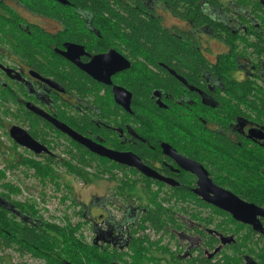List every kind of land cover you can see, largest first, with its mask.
<instances>
[{"label":"flooded vegetation","instance_id":"flooded-vegetation-1","mask_svg":"<svg viewBox=\"0 0 264 264\" xmlns=\"http://www.w3.org/2000/svg\"><path fill=\"white\" fill-rule=\"evenodd\" d=\"M66 1L0 0V125L8 133L11 121L29 133L34 127L48 140H52V125L62 141L69 142L65 136L72 139L33 106L98 144L140 159L147 172L72 139L128 167L129 172L109 167L105 174L129 176L128 192L138 187L148 197L160 193L157 200L131 202L118 193L117 181L109 179L114 182L111 196L93 195L80 202L82 219L93 224V242L99 237V245L127 251L125 258H129L132 226L153 216L149 212L155 209L168 223L159 231L147 223L140 235L150 236L143 242L144 264H264L260 256L264 233L202 195L203 190L212 199L216 194L217 189L205 186L208 178L233 192L223 182L234 167L240 171L251 167L264 174V161L259 166L264 160V3L200 0L198 9L207 20L193 25L178 17L167 0H140L144 19L156 21L185 50H195L203 62L196 75L179 70L178 60L170 65L144 48L133 55L131 49L138 45L113 17L106 13L109 20L94 8ZM68 14L76 16L72 25L76 40L67 35ZM170 18L181 24L168 25ZM67 43L83 46L70 49L76 61L59 52L67 51ZM112 51L118 55L93 64L95 56ZM74 74L77 82L72 84ZM151 76L153 85L149 82L150 89L143 91L129 82ZM118 90L124 91L117 98ZM154 115L161 121H157L160 129L152 127ZM68 117L75 119L73 125L66 121ZM195 127L203 129V138L191 136ZM85 170L99 175L98 167ZM190 192L194 196L183 199ZM111 205L119 209L118 217L109 210ZM258 218L264 226V218Z\"/></svg>","mask_w":264,"mask_h":264},{"label":"trees","instance_id":"trees-1","mask_svg":"<svg viewBox=\"0 0 264 264\" xmlns=\"http://www.w3.org/2000/svg\"><path fill=\"white\" fill-rule=\"evenodd\" d=\"M75 5H83L88 8H94L96 12L102 16H106L111 20L106 13L113 17L117 24L122 25V31H124L130 38V40L136 43L137 47H132L133 55L137 54L140 48L146 49L154 57H161L165 59L170 65L175 60H178L176 67L182 72H192L198 74L203 62L192 48L191 51L185 50L177 39L164 30L156 21L150 19H144L140 13L142 5L140 0H71ZM200 0H167L171 10L180 18L189 20L193 25H201L207 19L200 13L197 3ZM218 3L219 0H208ZM243 1V0H241ZM137 7H132V4ZM70 7V6H68ZM120 9V10H117ZM122 9V10H121ZM116 10V11H115ZM75 15H67V23L69 29L67 35L70 38L77 39L76 30L72 25L76 24L74 21ZM161 46V47H160ZM56 60H60V56L52 54ZM183 59V60H182ZM162 69L165 70L164 67ZM153 74L150 72V75ZM195 76V75H194ZM193 76V77H194ZM147 77L130 78L132 85L142 91L147 89L149 82H152ZM172 77L169 78V82L172 83ZM154 80V79H153ZM77 82L76 74L72 77L71 83ZM150 89V87H148ZM150 95L148 90L147 98ZM149 99V98H148ZM155 119L152 127L153 129H160L161 122L157 115L153 116ZM153 120V119H152ZM66 121L73 125L75 119L67 118ZM167 122V121H166ZM150 124V125H151ZM52 133L49 136L52 140H48V135L41 133L34 127L29 129L32 136L47 145L55 155L48 154H35L27 148H24L31 152L34 159L23 158L16 165L24 164L34 170L35 176L45 183L51 181L56 185L57 189H60L62 182L59 179L58 173L55 168H64L69 174H74L76 177L82 178L84 181H90L92 178L87 176L85 169L98 167L99 175H95L98 178L105 177L109 167L122 168L124 171L129 172V168L118 165L110 160L100 157L84 146L76 143L68 136L65 138L69 142L62 141L61 134L52 125H50ZM44 129V128H43ZM58 135H54L53 132ZM37 132V133H36ZM192 137L195 140L203 138L205 133L200 127L193 129ZM14 141V140H13ZM15 146H19L14 141ZM64 146L61 148V146ZM58 151V152H57ZM262 158L259 161V166L262 165ZM25 176H29L26 172ZM108 179L117 181L118 193L123 197L128 198L131 202H135V198L130 196H136L134 193H128L127 189L130 185V177H120L118 174H112L106 176ZM227 182V183H226ZM223 182L225 186L231 189L236 194L242 196L250 202H254L264 207V174L261 172L255 173L253 168L249 170L240 171L237 167H234L231 171H228L227 180ZM3 191L0 192V197L7 201V205H0V249L8 250L12 249L21 255L29 254L35 258L44 259L47 264H111L113 261H121L124 264H144L145 254L143 242L150 241L149 237L145 238L140 236L145 228L148 227L147 223L153 224L154 229L159 231L164 223H168L163 219L161 213L152 209L149 213L153 216L142 218L141 221L136 222L131 228L134 233L132 241V253L129 258H125L127 251H119L116 248L111 250L106 245L95 244L94 242H87L80 233V226L82 223H73L68 215H65V223L59 225L55 222L48 221L38 215V209L33 205H27L28 203H20L16 198L21 193V189L15 183H9L4 181L0 184ZM68 192V189L65 188ZM134 192V191H130ZM188 195L193 197L190 193H185L183 199H188ZM63 203L69 198L68 193L64 191ZM26 202V201H25ZM76 204L74 199H71V205ZM154 203V202H153ZM80 204V203H78ZM147 206V205H145ZM161 208L160 206H156ZM81 214V213H80ZM82 217V216H81ZM86 222H91L90 219H85ZM92 223V222H91ZM139 235V236H138ZM143 235V234H142ZM142 237V239H141ZM130 248V249H131ZM169 251V248H165ZM261 260L264 257V246L260 252ZM232 264V263H228Z\"/></svg>","mask_w":264,"mask_h":264},{"label":"rangeland","instance_id":"rangeland-1","mask_svg":"<svg viewBox=\"0 0 264 264\" xmlns=\"http://www.w3.org/2000/svg\"><path fill=\"white\" fill-rule=\"evenodd\" d=\"M168 25L176 24L180 25L181 21L178 19H169ZM7 123L9 124V121L7 120ZM11 125H13V121L10 122ZM9 125V127L11 126ZM0 165H3L7 170H12L13 174L20 180V182L32 193L33 196H41L44 199L48 197V195L51 198L59 197V194L61 195L59 201L57 202V205L54 207L55 211L59 213L61 216L65 215L69 217V219L73 223H78L79 221L82 223V226H80V233L83 234V237L86 239L87 242L91 243L94 239V233H93V224L91 222H86L82 219L80 214V203L82 202H88L93 195H100L107 197L108 194H111L114 192V182L110 181L106 177L98 178L96 176L87 175L91 177L92 179L90 181H84L82 178L76 177L74 174H69V172L64 168H55L59 179L62 182V186L60 189L56 188V185L51 181H46L43 183L40 181L34 174V170L24 164L16 165L20 160L23 158L28 159H34L35 157L31 152H29L26 149L20 148L19 146H15L14 141L12 138H10L9 133L7 132L5 127L0 125ZM58 152V151H57ZM28 173L29 176H25V173ZM88 174V173H86ZM4 181H7L9 183H12L8 180L7 175L5 171L0 169V184ZM68 189L67 190L65 189ZM134 192H128V193H134L136 196H130V198H135V201L138 202H148L151 198L154 200H157L160 196L159 192H155L151 194L150 197H148L145 193H142L139 191V188H135ZM3 189L0 186V192H2ZM50 191V192H48ZM64 191L66 194L68 193L69 198L66 200L65 203H63V195ZM20 194L17 195V200L20 203H28L27 205H33L36 209H38V215H41L44 219L55 222L59 225H62L60 222V219L55 218L50 214V212H44L41 208V206L34 200V199H18ZM71 199H74L76 201V204L71 205L70 207H67V205L70 204ZM26 201V202H25ZM51 203H54L51 199ZM109 210L113 213L114 216H119V209H117L114 206H109ZM97 214V212H94ZM152 234V233H151ZM0 264H47L44 259L35 258L29 254L21 255L15 250L8 249V250H1L0 249Z\"/></svg>","mask_w":264,"mask_h":264},{"label":"water","instance_id":"water-1","mask_svg":"<svg viewBox=\"0 0 264 264\" xmlns=\"http://www.w3.org/2000/svg\"><path fill=\"white\" fill-rule=\"evenodd\" d=\"M59 1L62 3L67 2L66 0H59ZM261 2L264 3V0H261ZM72 47H81L82 49H84L83 46L76 45L74 43H67L66 49H65L67 51H60L59 50V52L62 53L67 58H69L73 61H76L77 58H73L69 55L70 49ZM116 55H118V54L116 52L112 51V52L105 54V55L95 56L93 59L94 60L93 64L94 65H98V64L100 65L102 62H104L103 59L105 60V62H108L109 57L116 56ZM129 66H130V64H129V62H127L125 67L127 68ZM99 80H104V79H99ZM52 85L56 86V84H54L53 82H52ZM123 91L124 90H118L116 92L117 98L123 95ZM130 98H131V95L128 93L127 97H126L127 107H128V104H129L128 102L130 101ZM32 108L37 113L41 114L42 116L47 117L50 120V122H52L58 129L65 132L66 134H68L75 141H77V142L81 143L82 145L88 147L90 150H92V151H94V152H96L102 156H107L109 158L115 159L119 162L134 165V166L138 167L139 169L147 172V170L142 166L140 159L137 158L136 156H134L133 154H124V153H121L120 151H115V150L109 149V148H107L101 144H98V143L94 142L93 140L85 137L84 135L76 132L74 129H72L67 124L57 120L56 118H54L52 116L47 115L44 111H42L36 107H33V106H32ZM9 135L18 145L29 149L30 151H32L35 154L54 155L52 150H50L46 145L37 141L23 127H20L17 125H12L9 129ZM165 145L169 147V145H167V144H165ZM204 184L207 188L209 187L210 189H217L216 194L214 195V199L206 196L205 193H207L208 191L203 190L202 195L204 196L205 199L215 202L217 205H220V207L225 208L228 211H230L235 216V218H237L238 220L250 223L254 226V228L256 230L264 233V226H263L261 220L258 218V216L264 218V207L259 206L255 203L247 202V201L239 198L238 196H236L230 190H225L223 188L218 187L209 178L207 179L206 182H204ZM0 205H4V206L7 205V201L0 197ZM99 241H100L99 237H96V239L94 240V243L98 244ZM111 264H122V263L112 262Z\"/></svg>","mask_w":264,"mask_h":264},{"label":"built area","instance_id":"built-area-1","mask_svg":"<svg viewBox=\"0 0 264 264\" xmlns=\"http://www.w3.org/2000/svg\"><path fill=\"white\" fill-rule=\"evenodd\" d=\"M20 148H25L22 146H19ZM1 145H0V149H1ZM0 169L5 171L7 178L9 181H11L12 183H15L17 186L20 187L21 189V193L20 196L18 197V199H23V200H27V199H34L42 208V210L44 212H50V214L52 216H54L55 218L60 219L61 223H65V218L64 216H61L59 213H57L54 209V207L57 205V202L59 201L61 195L59 194V197H54L51 198L53 200L54 203H51V199L50 196L48 195V197H46L45 199L41 196H33L32 193L20 182V180L13 174L12 170H7L3 165H0ZM50 192V191H48Z\"/></svg>","mask_w":264,"mask_h":264}]
</instances>
